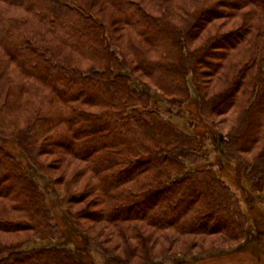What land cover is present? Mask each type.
<instances>
[{"label":"trees","instance_id":"16d2710c","mask_svg":"<svg viewBox=\"0 0 264 264\" xmlns=\"http://www.w3.org/2000/svg\"><path fill=\"white\" fill-rule=\"evenodd\" d=\"M233 18L239 21L235 27L218 32ZM116 25L134 30L148 50H161L159 57L132 38L122 40L125 46L116 42ZM206 28V43L190 50L188 40L198 39ZM241 42L252 52L230 66L214 98H204V72L224 66L228 56L222 50ZM255 67L246 84L240 81ZM189 84L197 93L199 115L208 119L234 104L233 86L247 85L244 117L231 144L241 141L234 154L241 159L247 151L242 145L258 136L264 111V0H0V137L35 157L27 166L0 145V233L33 232L11 241L0 236V264L91 262L64 246L25 248L31 238H63L36 178V172L45 174L41 156L47 154L87 164L94 179L90 192L97 195L94 205L100 206L94 218L127 222L136 249L130 251L129 238L119 231L123 253L138 255L137 264L167 257L163 252L186 236L243 238L245 217L213 166L186 170L203 158L204 143L151 107L150 86L172 109L188 100ZM207 103H212L208 112ZM18 135L26 141L23 146ZM260 152L262 158L246 162L256 189L264 187V149ZM69 200L66 193L58 196L60 205ZM159 241L174 245L154 252ZM181 245L188 251L197 243Z\"/></svg>","mask_w":264,"mask_h":264},{"label":"rangeland","instance_id":"374dc122","mask_svg":"<svg viewBox=\"0 0 264 264\" xmlns=\"http://www.w3.org/2000/svg\"><path fill=\"white\" fill-rule=\"evenodd\" d=\"M177 0H171V3ZM172 6V4H170ZM176 11L170 7V13L173 15ZM177 19L181 22L182 14L179 12ZM237 17V16H236ZM173 20L175 17L170 16ZM235 21V22H234ZM239 21L230 19L229 23L221 28L218 32H226L230 28L235 27ZM115 37L118 39L116 42L122 46L126 45L124 39L132 38L137 45L143 49H147L149 54L154 58L159 57L158 51L148 50V45L140 41L134 30L131 28H121L116 25L114 27ZM217 27H213V31ZM211 30V29H210ZM208 28L202 30L198 39L188 40V48L195 50L199 45L206 43L207 39H203ZM246 39H249L247 36ZM223 44V43H222ZM233 44V43H232ZM224 45V44H223ZM241 42V46L234 49H224L227 58L226 62L222 63L224 66L220 67L216 72L209 70L205 71V75L200 81L203 97L206 99L214 98L216 90L224 86L223 76L229 73L230 66L239 65L243 58L250 52L244 48L245 45ZM216 46V44H215ZM225 45L224 47H226ZM153 51V52H152ZM214 63L221 61L212 60ZM205 69V68H204ZM212 71V72H211ZM257 68L247 73L242 74L240 81H247L250 76L256 74ZM212 73L211 75H209ZM146 81V78H142ZM190 79H188L189 81ZM191 83V82H190ZM139 84V83H138ZM246 84V82H245ZM136 88H142V85H137L134 81L131 84ZM189 97L188 100L181 104L179 107L167 109V104L162 101L160 91L150 86L151 107L156 109L164 119L169 120L177 128L196 136L201 140L206 148L203 158L195 162L188 163L186 166L187 171L202 170L208 165L213 166V173L221 181H223L229 189L235 194L238 206L241 213L245 217V234L244 237L238 240H222L219 236L213 234L202 238L186 236L181 239L180 243L174 245L173 243L160 244L159 241L154 245V252H158L166 247L173 246L169 252H163L167 257L156 258L153 264H264V187L256 189L251 185V180L248 177V167L246 162L254 163V159L262 158V151L264 149V111L262 113V123L258 129V136L251 145H242L246 152L241 153V159L236 154L239 142L233 144L232 137L235 136L234 128L242 124L244 117L243 111L248 97L247 85L233 86L231 91L235 94L234 104L231 102L225 108H218L217 111H225L224 113H215L211 117L204 118L199 115L198 108L199 100L196 91L192 85L189 84ZM233 104V105H232ZM212 103H207L206 111L210 110ZM255 109V108H254ZM231 135L230 142L228 136ZM19 137V135L17 136ZM19 146H23L21 136L18 138ZM24 143L26 141H23ZM0 145L8 149L14 154L23 164L28 166L27 161L34 163V154L31 156L25 152H20L17 144L12 139H3L0 137ZM243 149V150H244ZM233 155V156H231ZM30 156V157H29ZM28 157V159H27ZM234 157V158H233ZM41 161L45 166V174L36 172L43 190L46 194V202L50 208L55 222L61 227L63 238L57 239H34L25 245V248L42 247L49 245H59L75 249L81 256H88L90 264H137L140 261L138 255L124 256V244L122 237L119 236V231H122L123 237L127 236L129 239L126 241L130 251H135L136 245L132 239V235L127 231V222L125 223H109L100 218L95 219L96 213L100 206H95L97 195L90 192V186L93 185L94 179L89 168L84 162H78L70 159L66 155L61 154H47L41 156ZM30 167V166H29ZM146 174H143L145 177ZM78 177V178H77ZM76 178V179H75ZM130 187L134 183H128ZM60 193H66L70 197L69 204L61 203L58 201ZM140 214V213H138ZM73 215H78L79 219H72ZM134 224V223H132ZM140 224V222H136ZM216 228V227H214ZM83 232V233H82ZM148 232V230L146 231ZM33 232H21L16 234H1L7 241L18 238L19 236L31 235ZM89 237V239H88ZM203 240V241H202ZM197 245L191 246L188 251L181 245L185 242H194ZM203 243H201V242ZM101 247L109 251V256L103 253ZM159 255V254H157ZM129 258V259H127ZM168 258V259H166ZM92 259V260H91ZM125 261L126 263H124ZM128 261V262H127Z\"/></svg>","mask_w":264,"mask_h":264}]
</instances>
